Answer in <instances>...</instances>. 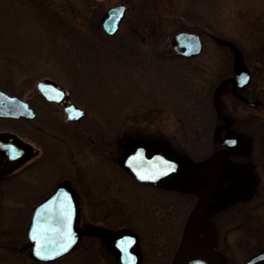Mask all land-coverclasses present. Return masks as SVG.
<instances>
[{
	"label": "rangeland",
	"instance_id": "1",
	"mask_svg": "<svg viewBox=\"0 0 264 264\" xmlns=\"http://www.w3.org/2000/svg\"><path fill=\"white\" fill-rule=\"evenodd\" d=\"M120 3L126 4V15L120 29L109 35L102 20L109 7ZM43 4L66 22L68 33L48 24L31 2L0 0V51L13 48L11 64L17 66L13 86L37 113L33 119L0 118V131H14L39 149L0 184V264H104L84 257L82 244L48 263L30 255L33 245L26 232L35 205L65 176L82 197V218L117 229L136 227L148 258L160 255L171 264L193 200L142 184L122 169L131 152L147 141L196 159L188 178L200 194V205L189 218L187 252L202 248L203 237L211 241L206 248L217 251L224 264H247L264 249V197L254 208L248 204L245 209L238 201L230 206L235 196L240 198L247 179V169L229 157V133L235 130L226 131L220 124L216 134L223 147L205 169L199 159L209 155L216 136L212 95L220 74L230 71L235 58H242L240 48L251 56L264 52V0ZM179 30L202 35L200 55H168L172 53L168 36ZM228 42L237 48L225 46ZM46 77L70 90L72 99L86 109L82 119L68 121L60 104L42 96L36 82ZM259 88L264 96L263 80ZM263 115L261 110L259 120ZM258 142L264 148V132ZM208 169L218 171L219 184L205 177ZM198 170L201 175H193ZM212 199L225 208L217 215L210 209ZM19 231L25 235L19 237ZM202 231L211 236H201Z\"/></svg>",
	"mask_w": 264,
	"mask_h": 264
},
{
	"label": "water",
	"instance_id": "2",
	"mask_svg": "<svg viewBox=\"0 0 264 264\" xmlns=\"http://www.w3.org/2000/svg\"><path fill=\"white\" fill-rule=\"evenodd\" d=\"M126 8L125 3H120L107 9L106 15L102 20V27L107 34L113 35L120 29L121 22L126 15ZM168 40L171 43L173 53L179 56L195 57L203 50V40L198 32L179 30L168 36ZM227 45L233 49L237 48L233 43L229 44L228 42ZM234 68L237 78L241 77V72L245 73L246 66L242 58H235ZM228 80L229 78L222 81L217 89L215 94L216 104L219 90ZM36 86L47 100L57 102L64 108L67 120H80L85 116L86 109L79 106L72 99L69 89L62 83L46 77L37 80ZM78 113H82V115H77ZM0 117L34 118L36 117V111L27 99L0 89ZM230 138L235 144H241L240 133L233 132ZM35 154L36 151L33 145L17 133L10 130L0 131V181ZM128 160L129 163L126 165L128 169L145 183L166 188H189L199 193L191 185L192 181L188 178L193 173L196 163H194L193 159L181 156L172 149L165 150L160 148L158 143L147 141L136 147L131 152ZM210 160V158H205L200 161V165L205 169ZM201 172V170H198L193 175L199 176ZM204 172L206 178L215 184H219L220 180L216 181L219 174L217 170L208 169ZM141 177L145 178L141 179ZM179 179H182L181 183L174 182ZM218 186L216 185L213 190L215 191ZM222 196L224 195L222 194ZM236 199L237 197L235 196L229 202L232 203ZM199 201L200 198L188 216L181 245L174 257L175 264H221L218 252L213 249L203 248L191 253L187 252L188 239L186 238V233L189 227V218L193 212L197 211L200 205ZM211 201L210 209L222 206L219 200L212 199ZM28 232L32 240L34 254L46 260L61 256L77 245L84 230L79 226L78 198L74 188L68 181L61 182L50 196L38 204L33 213ZM121 232V240L130 238L132 242L126 247L127 254L135 255L137 258L141 256V251L137 248V233L131 229H123ZM33 236L36 237L35 240L32 238ZM203 239L201 238L200 245H197H203V247L210 245V240L203 241ZM65 245L68 246L66 251L64 250ZM122 245L125 246L124 244ZM247 264H264V249L250 258Z\"/></svg>",
	"mask_w": 264,
	"mask_h": 264
},
{
	"label": "flooded vegetation",
	"instance_id": "3",
	"mask_svg": "<svg viewBox=\"0 0 264 264\" xmlns=\"http://www.w3.org/2000/svg\"><path fill=\"white\" fill-rule=\"evenodd\" d=\"M240 49H241V55L243 61L246 66L245 68L246 75L245 73L241 72V77L240 78L236 77L234 61L232 63V67L230 71L223 72V74L222 73L220 74V77L218 79L219 81L213 90L211 117H212V123H214L213 132L215 134L220 124H223L222 128L225 129L226 131L235 130V131H231L229 133L230 135L233 132H237L241 134L242 140L240 145L235 146V144L232 141L230 143L228 142L229 146L231 147L229 157L234 162H237L240 166H243L247 169V179L243 187V190L241 191V196L238 202L239 203L242 202L244 205L248 203L251 205L250 208H254L256 203L260 201L259 198L264 197V183H262V181H264V148H260L258 142L261 133L264 132V118L259 120L260 118L259 116L261 115V110L264 111V96L261 94L259 88L260 80L264 81V59H262L264 52L259 51L255 53L257 55L251 56L250 53L244 51L243 48ZM224 69L229 70L226 68ZM245 76L247 77V82H244V80L242 79ZM225 78H229V80L219 90L220 92H219L218 102L216 104L214 98L216 88L218 87L219 83ZM68 121H75V120H68ZM229 139H231L230 136ZM212 143H213L212 150L207 156L214 155L224 145L223 142L220 141L219 138H217V134L216 136L213 135ZM34 149L36 151V154L33 157H35L39 153V149L35 145H34ZM121 167L125 172H127L128 174L131 173V175H133V173L128 169L126 165H122ZM15 172H13L12 174H14ZM12 174L6 176L0 182V184L5 179L10 177ZM59 180L60 181L54 184L52 188L49 190V192L45 194L35 205L29 223L31 222L33 213L36 207L38 206V204L43 199L50 196L56 190V188L59 186L61 182L68 181L71 184V186L74 188L79 202V226L84 230V232L76 248L82 244L81 254L84 257L94 258L98 263L102 261L104 262V264H166L167 263L165 259L160 255L158 256L152 255L148 258V256L145 254L142 248L141 233L136 227L124 225L117 229L114 227L107 226L103 223L82 218L81 214L83 208V201L74 181L69 176H65ZM223 186L225 187V185ZM260 187L261 189L258 190ZM217 193H221V189L218 190ZM220 209H225V208L217 207L213 209L214 212L212 214L217 215ZM128 227L133 228L137 232L139 237L137 248L141 250L142 254L138 258L135 257V255L127 254L126 247L129 246L128 244L130 238L129 239L126 238L122 240L120 239V236L122 235V232L120 230ZM28 230L29 227L27 228V232H26L29 238ZM23 233L19 231V233L17 232V235L21 237ZM203 235L207 237L211 236L209 232L203 233L202 231L201 236ZM15 239L18 238H13L14 241ZM120 242H124L123 244L125 246L120 244ZM201 247L202 248L200 249H203L204 247L205 249L208 248V246H204V247L201 246ZM68 254L69 253L61 257H58L56 259L46 260L37 257L34 254V252L30 253L31 257H34L35 260H40L42 263L43 262L48 263L54 260H58L60 258L65 257ZM171 264H175L173 257ZM221 264H224L222 258H221Z\"/></svg>",
	"mask_w": 264,
	"mask_h": 264
},
{
	"label": "trees",
	"instance_id": "4",
	"mask_svg": "<svg viewBox=\"0 0 264 264\" xmlns=\"http://www.w3.org/2000/svg\"><path fill=\"white\" fill-rule=\"evenodd\" d=\"M43 1L44 0H26V2H29V3L31 2L34 8H37L36 13L41 18H46L45 21L48 24H53L56 27V29L60 28L63 33H68L69 32L68 28L66 29L67 25H65L66 22H64V20L61 19L59 15H57L54 9L47 8V6L43 4ZM63 26H65V29L63 28ZM184 29H188V28H184ZM13 54H14L13 48H9V47L7 48V51H3V52L0 51V88L9 93L20 95V92L17 89H15V87L13 86L15 75H16L15 71L17 68V66H14V64H11V62L14 60V59L12 60L13 57H11L13 56ZM168 55L178 57L174 55L173 53H170ZM9 57L11 58V61L9 60ZM29 72L31 73L30 70L28 71V73ZM168 190L173 191V192L182 193L183 195H186L189 198H191L193 200L192 208L194 207L195 203L197 202L199 198L197 193L187 188H171ZM247 205L248 203L245 204V209H247L246 208Z\"/></svg>",
	"mask_w": 264,
	"mask_h": 264
},
{
	"label": "snow or ice",
	"instance_id": "5",
	"mask_svg": "<svg viewBox=\"0 0 264 264\" xmlns=\"http://www.w3.org/2000/svg\"><path fill=\"white\" fill-rule=\"evenodd\" d=\"M121 11H122V10H121ZM242 79L244 80V82H247V77H246V76L243 77ZM77 115H82V113H78ZM144 178H145V177H141V179H144ZM32 238H33L34 240L36 239L35 236H33ZM123 243H124V242H122V244H123ZM129 243H132V242L129 241ZM67 247H68L67 245L64 246V250H65V251L67 250Z\"/></svg>",
	"mask_w": 264,
	"mask_h": 264
}]
</instances>
